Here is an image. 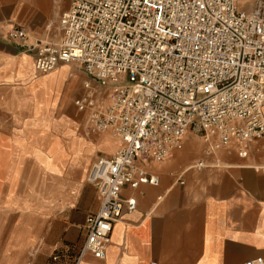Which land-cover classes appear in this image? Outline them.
I'll list each match as a JSON object with an SVG mask.
<instances>
[{
    "label": "built area",
    "instance_id": "1",
    "mask_svg": "<svg viewBox=\"0 0 264 264\" xmlns=\"http://www.w3.org/2000/svg\"><path fill=\"white\" fill-rule=\"evenodd\" d=\"M58 26V39L24 45L35 72L82 68L89 81L74 105L86 130L118 141L86 175L99 205L84 219L76 261L102 259L113 224L135 207L121 191L156 185L146 165L181 151L188 130L206 154L234 146L244 156L264 138V0H70ZM6 37L23 45L27 33L11 25ZM203 167L198 160L191 168Z\"/></svg>",
    "mask_w": 264,
    "mask_h": 264
},
{
    "label": "crops",
    "instance_id": "2",
    "mask_svg": "<svg viewBox=\"0 0 264 264\" xmlns=\"http://www.w3.org/2000/svg\"><path fill=\"white\" fill-rule=\"evenodd\" d=\"M69 2L0 0V204L5 208L15 202V207L22 208L20 194L29 191L35 193L31 206L45 204L56 213L36 219L26 216L25 223L34 222L38 230L34 233L35 252H27L32 238L26 232L24 239L19 237L17 253L8 249L0 257V264H28L29 255L30 264H242L247 259L264 258L262 138L252 142L244 156L229 146L213 154L204 153L185 166V153L193 147L189 141L188 152L177 151L163 162L148 163L146 169L158 183L121 191L122 198L135 200V207L124 209L113 224L105 257L98 259L85 253L76 261L84 240V219L99 205L96 190L87 183L85 198L91 210L86 214L74 208L78 202L68 201L60 207L58 194L52 193L43 201V185L50 182H43L42 172L35 166L30 171L27 161L28 157L37 160L39 152L50 154L51 159L61 156L58 138L37 128L58 125L59 119L69 123L73 114L71 97L81 92L75 65L59 64L48 73L38 74L33 53L24 46L45 37L58 39V19ZM11 25L26 31L23 45L7 39L6 30ZM61 94L64 101L59 116L54 106ZM262 110L264 115V104ZM106 146L98 155L113 153V145ZM198 160L204 167L191 168ZM14 161H24L23 167L21 163L14 165ZM47 167L55 171L51 162ZM24 218L19 214L0 217L7 225L21 223ZM7 230L4 227V232ZM8 253L18 259L10 261Z\"/></svg>",
    "mask_w": 264,
    "mask_h": 264
},
{
    "label": "rangeland",
    "instance_id": "3",
    "mask_svg": "<svg viewBox=\"0 0 264 264\" xmlns=\"http://www.w3.org/2000/svg\"><path fill=\"white\" fill-rule=\"evenodd\" d=\"M75 65V64H72ZM75 75H80V83H79V90L81 89L80 95H78L79 90L74 94V97H71V104L70 107L73 109L72 118L69 119V123H64L62 119H59L58 125L53 126H41L38 127L37 130H43L50 132L52 137L58 138V145L62 149V154L58 158H52L50 154L41 153L37 154L38 159L34 160L31 157L27 158L29 170L31 171L32 168L36 167L39 171L42 172L43 175V182H50L48 185H43L44 190L46 192H42V199H49V195L55 196L58 194L57 199L59 198V206H65L67 202H78L75 204V209L82 210L88 213L91 210L90 203L86 201L85 194H86V175L89 170L90 163L94 159V157L99 153V151L106 146V143L113 145V153L117 149V139L114 141L111 138V133L109 132H93L86 130L85 127V114L79 113L74 105V100L77 99L81 94L84 92L83 84L85 81H89L88 76L84 73L83 69L79 66L75 65ZM74 75V76H75ZM72 76V78L74 77ZM76 78V77H75ZM90 82L94 85L95 83L90 80ZM63 94V93H62ZM60 96L57 100V104L54 106V111L61 116V105L63 104L64 97ZM74 99V100H73ZM55 123V122H54ZM109 137V138H108ZM184 146L181 150V153L186 151V143L192 142V149L185 153L187 157L186 165L192 162V159L201 158L204 154L203 145L201 143L199 134L194 129H190L186 132L184 137ZM106 148H109L106 146ZM112 153V154H113ZM47 155V156H46ZM36 161V162H35ZM50 162L54 164V170H48ZM21 163V167H23L24 161H14L13 164L16 165ZM41 166V168H40ZM20 167V166H19ZM57 167V169H56ZM28 170V171H29ZM56 172V173H55ZM45 184V183H44ZM52 185V186H51ZM47 191H50L47 192ZM39 195V194H38ZM37 195V196H38ZM52 195V196H53ZM35 196V193L26 192L24 194H20L19 200L24 203V207L17 208L15 207L14 203L12 202L8 207H1L0 204V217L3 216H14L20 215L25 217L21 223L18 221H13V223L7 225V223H2L3 220L0 219V257L7 253V250L10 249L11 252L17 253L19 248V237L21 236L23 239L25 238V233L27 232V236L31 235V243L27 249V252L30 254L31 252H35L37 245L35 242V234L38 230L35 227V223L33 222L32 225H28L25 222L28 221L27 218L36 219L40 215L50 214V212L54 209L50 206H46L44 204L43 207H34L30 205V201L32 197ZM49 196V197H48ZM56 214V213H54ZM84 214V215H85ZM26 219V220H25ZM34 221V220H33ZM29 223V222H28ZM8 227V230L4 232V227ZM33 232V233H31ZM21 234V235H20ZM20 237V238H21ZM11 241V242H10ZM9 242L11 244H9ZM56 250L55 252H57ZM9 254V253H8ZM17 255V254H16ZM10 261L17 260L18 256L7 255ZM31 262V255L28 257L27 263L30 264ZM9 264V263H7Z\"/></svg>",
    "mask_w": 264,
    "mask_h": 264
}]
</instances>
